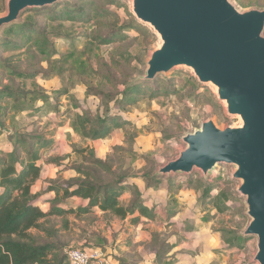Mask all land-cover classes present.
<instances>
[{
	"label": "rangeland",
	"instance_id": "rangeland-1",
	"mask_svg": "<svg viewBox=\"0 0 264 264\" xmlns=\"http://www.w3.org/2000/svg\"><path fill=\"white\" fill-rule=\"evenodd\" d=\"M116 1L120 3L121 8L111 7L115 14L111 15L108 23L112 27L127 24L128 14L132 15L130 3ZM235 5L240 10L264 9V0H251V5L247 7H240L236 3ZM4 13L5 2L0 15ZM21 16L18 22L25 17ZM132 17L141 27L146 28L152 37L128 31L126 32L128 38L125 41L99 46L90 41V36L95 31L93 26L75 22L62 23L58 29L67 37L73 38L76 47V50L72 51V44L65 39L55 42L57 52L65 55V61H59V55L56 54L49 59L30 55L18 64L22 71L38 73L35 77L36 82L48 93V98L61 106L58 111L63 113L49 112L38 120L36 117L26 118L10 111L5 119V129L8 132L13 129L22 133L37 130L50 134L49 137L53 139L52 146L41 156L40 184L36 183L33 192L34 194L42 192L48 186V181L63 183L75 177L74 172L68 167L80 164L81 160L78 154L72 152L73 146L78 150L92 149L96 158L108 161L116 174L126 175L128 183H133L143 196H149L150 201L147 204L149 207L155 203L158 207L166 205V210L178 212L172 217V227L167 230V234L163 232L162 237L152 239L151 243L154 244V249L163 253L167 250L166 241L171 239L172 264H208L211 261L212 264H251L250 258L255 252L254 238H247L241 249L219 252L222 238L217 232L231 231L240 237L248 222L244 201L235 193L236 183L230 180L232 167L217 166L208 179H203L198 172L190 176L159 177L155 178L158 181L155 187L149 190L145 188L147 180L143 178L145 176H148V180L153 178L159 167L175 159L178 152L184 148L180 140L184 134L198 129L200 124L208 119H212L221 128L237 126L240 121L226 114L212 86L199 84L191 71L185 68L175 69L156 78L166 82L171 80L177 91L175 94L160 95L155 99L143 98L128 107L120 105L121 91L126 86L141 81L147 58L160 43L159 38L149 27L138 22L133 15ZM3 30L0 32V38ZM105 76L108 78H104ZM8 84L12 88L19 85L15 81ZM59 92L67 95L59 96L57 95ZM73 103L94 113H104L107 108L110 116L124 124L103 140L82 141L69 127L71 114L65 111L66 109L72 110V113L80 111L72 108ZM35 122L37 123L33 127ZM2 132L4 131L0 134ZM5 132L0 135L4 146ZM53 158L62 160L61 168L46 164ZM168 181L172 184L170 189L175 202L168 201L166 190ZM190 181L192 182L189 183ZM208 185L213 188L211 195L223 193L231 197L230 200L219 202L225 207L224 212L217 213L211 204L206 207L200 204L201 187ZM129 195L131 196L130 192H126L124 197ZM44 199L46 198H41ZM39 207L42 210L47 208L43 204ZM70 220L76 223L73 216ZM122 227L124 228L123 225ZM74 229L71 227L74 233L73 241L80 236L78 230ZM62 242L65 240L62 239ZM68 248L66 247V250ZM150 248L153 250V247ZM108 255L112 259L117 258L113 253Z\"/></svg>",
	"mask_w": 264,
	"mask_h": 264
},
{
	"label": "trees",
	"instance_id": "trees-1",
	"mask_svg": "<svg viewBox=\"0 0 264 264\" xmlns=\"http://www.w3.org/2000/svg\"><path fill=\"white\" fill-rule=\"evenodd\" d=\"M234 1L240 7L251 5V0ZM4 2L5 0H0V12L3 11ZM111 7L121 8V5L116 0H62L51 7L25 10L21 14V17H25L20 22L3 30L0 38V132L6 131L5 119L10 111L26 118L36 117L41 120L47 113L61 109L56 101L48 98V93L36 82L38 73L22 71L18 66L30 55L49 59L56 54L59 55V61H65V55L57 52L55 42L65 39L72 44V51H75L76 47L73 38L67 37L58 29L60 24L75 22L93 26L95 31L92 32L90 41L99 46L125 41L128 31L152 37L130 14L127 24L112 27L108 23L111 15L115 14ZM6 80L18 82L19 85L12 88L8 82L5 83ZM175 92L177 91L171 80L140 81L126 86L121 91L119 104L128 107L143 98L155 99L160 95ZM57 95L67 94L59 92ZM73 104L72 108L80 111H65L71 114L69 127L82 141L103 140L124 124L110 116L107 108V113H94L76 103ZM58 114L63 113L58 111ZM36 123H33V127ZM49 135L37 130L22 133L13 129L11 132H5L6 146L0 139V264H69L66 247H69L68 250L87 249L84 246L72 245L74 233L71 227L75 228L77 225L70 220L71 216L75 221L83 222L85 229L98 220L94 215L95 210L102 214L101 219L106 223L112 220L123 221L127 217H131L133 223H136L140 216L149 220L156 218L157 205L154 203L148 208L150 198L143 197L133 183H128L126 175L116 174L108 161L96 158L94 151L88 148L78 150L72 147V152L78 154L81 160L80 164L68 167L75 177L63 183L48 181L46 189L34 194L33 186L41 177V156L53 144ZM5 147L8 150H3ZM60 160L53 158L46 164L61 168ZM147 177L143 180H147L145 188L149 190L155 187L158 181L154 177L149 181ZM170 187L172 184L168 181V201L175 202ZM212 190L211 185L201 187L200 204L203 207L211 204L217 213H222L225 207L219 202L230 200L231 197L223 193L211 195ZM126 192H130L131 197L126 204H122L120 200ZM46 196L49 197L41 200ZM71 198L78 199L84 205L75 209L64 208ZM40 204L48 206L46 211L40 209ZM165 206L163 212L168 222L178 212L166 210ZM82 233L86 232L83 230ZM217 234L222 238L224 251L241 249L247 242V239L231 231L221 230ZM157 238L158 235H153L154 240ZM62 239L65 242H62Z\"/></svg>",
	"mask_w": 264,
	"mask_h": 264
},
{
	"label": "water",
	"instance_id": "water-1",
	"mask_svg": "<svg viewBox=\"0 0 264 264\" xmlns=\"http://www.w3.org/2000/svg\"><path fill=\"white\" fill-rule=\"evenodd\" d=\"M62 0H6L0 32L27 9ZM132 15L159 38L141 81H154L175 69L191 71L210 85L237 126L219 127L212 119L181 137L184 148L159 167L154 178L208 179L217 166L232 167L230 180L248 218L240 233L255 239L251 264H264V9L240 10L233 0H122Z\"/></svg>",
	"mask_w": 264,
	"mask_h": 264
},
{
	"label": "crops",
	"instance_id": "crops-1",
	"mask_svg": "<svg viewBox=\"0 0 264 264\" xmlns=\"http://www.w3.org/2000/svg\"><path fill=\"white\" fill-rule=\"evenodd\" d=\"M3 150H8V148ZM38 182L40 184V179L36 181V183ZM36 183L33 186V190L36 186ZM124 195L120 200L122 204H126L131 197L129 195L125 198ZM49 196H46L45 198ZM143 197L149 196L144 195ZM80 205L84 204L76 198H71L65 203L63 207L75 209ZM147 207L151 208L149 205H147ZM161 208L163 209V206H157V214L154 220H149L145 217L138 216L139 219L136 223L132 222L131 217H127L123 221L112 220L111 222L106 223L101 219L102 214L95 210L94 215L97 216L98 220L87 229L84 228L83 222L76 221L77 227H75L74 231L78 230L80 236H78V238L73 241L72 244L76 246H84L87 249H98L107 256H109L108 254L113 253L117 256V258L112 259L111 256L109 257L114 261L115 264H172L171 239L166 241L167 250L163 252L164 254L162 251L160 253L158 249H154V246H152L154 244H151L153 235H158L160 238L162 237L163 232L167 234V230L172 227V218L166 222L165 213ZM157 221H160L161 223H156ZM83 230L86 233L83 234ZM150 247H153V250ZM105 248L108 250L106 251ZM148 250H151V252ZM219 250V252H227L224 251V247L222 245L221 249ZM233 250L234 249L229 251L232 252ZM210 263H212V261Z\"/></svg>",
	"mask_w": 264,
	"mask_h": 264
},
{
	"label": "built area",
	"instance_id": "built-area-1",
	"mask_svg": "<svg viewBox=\"0 0 264 264\" xmlns=\"http://www.w3.org/2000/svg\"><path fill=\"white\" fill-rule=\"evenodd\" d=\"M69 264H115L106 254L96 249H70L66 251Z\"/></svg>",
	"mask_w": 264,
	"mask_h": 264
}]
</instances>
